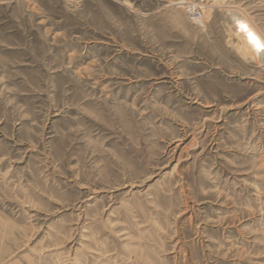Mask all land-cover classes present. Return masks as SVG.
<instances>
[{
	"label": "rangeland",
	"instance_id": "rangeland-1",
	"mask_svg": "<svg viewBox=\"0 0 264 264\" xmlns=\"http://www.w3.org/2000/svg\"><path fill=\"white\" fill-rule=\"evenodd\" d=\"M262 46L264 0H0V264H264Z\"/></svg>",
	"mask_w": 264,
	"mask_h": 264
},
{
	"label": "snow or ice",
	"instance_id": "snow-or-ice-1",
	"mask_svg": "<svg viewBox=\"0 0 264 264\" xmlns=\"http://www.w3.org/2000/svg\"><path fill=\"white\" fill-rule=\"evenodd\" d=\"M241 27H242L245 31H247V26H246V25H241ZM249 35L251 36L252 34L249 33ZM253 40L255 41V38H254V37H253ZM258 46H260V45H258ZM262 47H264V46H262Z\"/></svg>",
	"mask_w": 264,
	"mask_h": 264
},
{
	"label": "built area",
	"instance_id": "built-area-1",
	"mask_svg": "<svg viewBox=\"0 0 264 264\" xmlns=\"http://www.w3.org/2000/svg\"><path fill=\"white\" fill-rule=\"evenodd\" d=\"M262 48H264V47H262Z\"/></svg>",
	"mask_w": 264,
	"mask_h": 264
}]
</instances>
